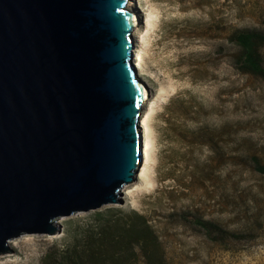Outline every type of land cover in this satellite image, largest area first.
<instances>
[{
  "label": "water",
  "instance_id": "1",
  "mask_svg": "<svg viewBox=\"0 0 264 264\" xmlns=\"http://www.w3.org/2000/svg\"><path fill=\"white\" fill-rule=\"evenodd\" d=\"M136 24L128 0H0V254L136 179Z\"/></svg>",
  "mask_w": 264,
  "mask_h": 264
},
{
  "label": "rangeland",
  "instance_id": "2",
  "mask_svg": "<svg viewBox=\"0 0 264 264\" xmlns=\"http://www.w3.org/2000/svg\"><path fill=\"white\" fill-rule=\"evenodd\" d=\"M129 5L137 16L135 64L148 93L141 118L144 158L136 179L122 188V201L96 210L144 214L158 229L166 228L168 252L186 256L184 264H264V176L240 159L241 154L264 159V80L240 72L227 51L234 28L264 26V0H129ZM211 134L227 151L222 159L205 146ZM224 196L260 202L259 238L211 246L170 218L176 210L199 209L227 220L233 210ZM96 210L59 218L54 234L13 239L0 264H37L44 253L70 245L75 233L79 237Z\"/></svg>",
  "mask_w": 264,
  "mask_h": 264
},
{
  "label": "trees",
  "instance_id": "3",
  "mask_svg": "<svg viewBox=\"0 0 264 264\" xmlns=\"http://www.w3.org/2000/svg\"><path fill=\"white\" fill-rule=\"evenodd\" d=\"M227 49L237 69L256 80H264V26H240L227 36ZM220 51L223 50L221 46ZM220 135V134H218ZM206 147L222 159L227 151L214 135L206 138ZM211 155V152H210ZM240 159L257 174L264 176V159L255 154H241ZM229 201L232 213L227 220L205 216L201 210H176L172 220H180L183 228H191L211 246L226 247L259 238L262 226L260 202L254 199ZM219 202L224 203L221 199ZM226 204V203H224ZM227 205V204H226ZM93 222L75 237L71 244L59 250L44 253L37 264H184L186 256L168 252L164 237L166 228L158 229L147 217L135 210L123 212L120 208L96 210ZM237 219V220H236ZM239 220V221H238ZM228 221L239 223L232 229Z\"/></svg>",
  "mask_w": 264,
  "mask_h": 264
},
{
  "label": "bare ground",
  "instance_id": "4",
  "mask_svg": "<svg viewBox=\"0 0 264 264\" xmlns=\"http://www.w3.org/2000/svg\"><path fill=\"white\" fill-rule=\"evenodd\" d=\"M128 2H129V0H128ZM134 12V11H133ZM134 15L136 16V14H135V12H134ZM136 22H137V16H136ZM133 33L135 34L136 33V26H135V28H134V30H133ZM144 93H145V101L147 100V97H148V93H147V90H146V88H144ZM145 101H144V103H145ZM146 105V104H145ZM124 187H126V186H124ZM58 220V219H57ZM57 220H56V222H57ZM55 222V223H56ZM54 223V224H55ZM58 223V222H57ZM23 235H25V234H22V235H20V236H17V237H14V238H11V239H9L8 241H7V244L9 245V243L10 242H12V240L13 239H15V238H18V237H21V236H23Z\"/></svg>",
  "mask_w": 264,
  "mask_h": 264
}]
</instances>
